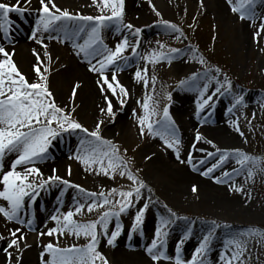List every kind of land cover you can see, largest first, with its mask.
<instances>
[{"label":"rangeland","instance_id":"rangeland-1","mask_svg":"<svg viewBox=\"0 0 264 264\" xmlns=\"http://www.w3.org/2000/svg\"><path fill=\"white\" fill-rule=\"evenodd\" d=\"M127 1L125 0L124 3L123 24H133L132 16L127 13ZM164 1L165 4L159 0H151V4L148 2L146 7L148 20L141 23L142 31L139 36H133L131 33L126 35L130 43L139 41L137 51L140 55L135 58L131 48L126 49L123 56L127 59L118 61V67L122 69L119 70V73L125 74L133 68L143 70L147 67L148 84L146 87L143 80H139L137 88L131 90L127 81H122L121 78L117 79L119 84L128 90V96L120 94L119 88L116 89L114 96L105 85V96L112 103L114 113L112 117L102 114L101 111L95 112L93 116L80 111L77 96L78 93L82 95L84 92L78 87L75 96H73V88L76 85L71 82L69 74L64 70V66L69 62L67 54L71 55L77 52L73 45L83 43V41L81 43L79 41L84 32L76 36L74 35L76 29L83 26L85 30L89 28L90 31L91 26L95 25V21L63 20L64 22L60 21L62 25L59 24V21L56 22L57 29L62 30L51 32L52 41L57 47L54 55L55 60L44 62L42 65V69L44 67L48 69L44 75L47 77L48 89L57 106L66 110L74 109L72 119L78 121L89 131H93L96 124L103 121L100 128L101 137L118 146L119 154L125 161L127 169L145 185L146 183L152 184L147 187V190L150 189L153 196H158V199L153 203L156 204L155 208L148 207L145 210L142 223L136 227L135 231L132 230L135 215L143 207L140 204L141 199L137 202L135 198H133V206L129 207L126 212L121 213L119 217L109 218L108 237L103 235V226L98 225L96 251L106 258L107 264H135L122 262L119 254H123V252H143V255L147 257L146 264H174L176 255H171L173 252L171 254L169 252V245L172 244L176 247L180 246V256L187 262L191 260L197 248L191 239L193 233L205 232L207 235L209 233L212 235L207 253L198 257V260H203L204 264L210 260L213 247L220 245L221 240L229 242L237 235L246 243L247 251L242 257L243 264H264V170H261L264 169V31L260 32L258 37L255 35L261 22L264 21V0H255L254 6L249 9L254 14V20H242L239 13H234L231 10L235 0H233V4H230L228 0L221 2L224 7L222 15L218 13L215 0ZM0 2L11 4L13 0H0ZM57 6L62 10H68L73 16L80 14L96 17L111 14L109 9L103 8V4L98 5L90 13L61 5ZM153 6L156 11H153ZM156 12H159L160 15L157 16ZM11 16L18 17L20 23H29L38 17L32 9H29L24 16L15 13ZM164 21L176 25L180 31L173 32L166 28ZM115 26H117L115 21H106L105 26L101 28V38L103 37L101 33L110 34L114 31ZM30 31L29 25H19L16 34L29 37ZM65 31L72 35L71 39H64ZM123 38L119 37L118 40L122 41ZM171 49L179 51L172 53ZM152 54L158 57L155 62L144 58ZM81 55L83 54L81 53ZM169 56L170 59L159 58ZM200 57L204 60L203 64L199 63ZM184 60L187 63L180 67L179 62ZM16 66L30 83L37 82L38 78L33 70L34 65L30 66L25 61V63L16 64ZM216 69H219V72H216ZM194 74H199L195 81L192 80ZM141 75L144 76L143 71H141ZM200 75H205V79H201ZM152 77H155L154 84ZM225 77L231 82V90L226 91L225 88H221V93H217L216 100L220 101L223 106L220 108V112L224 111V114L232 119L233 122L229 130L239 135L241 140L239 149L261 162L251 179L247 176L248 169L243 171V181L248 182V187L243 188L242 192L249 195L250 205L248 206V215L239 217L226 211L220 212L221 209L212 200L204 198L200 193L195 196H180L166 190L167 186L174 188L173 178L171 174L162 170L160 166L162 161L152 159L154 154H157L159 157L165 158L172 156L175 160L176 153L165 147L164 139L160 135L149 134L146 127L144 134L141 135L138 123L140 116L150 114L154 127L163 131L156 122L163 119V109L168 107L169 123L175 129V136L180 140L179 155L184 161L181 164L186 169H191L197 163L194 160L191 164L188 163L189 153L193 155L194 152L180 138L183 124L181 126L179 120L181 109L178 96L190 93L198 80L203 81L201 83L203 90L204 85L208 86L204 96L212 95L219 84L225 83ZM181 81H188V83L181 85ZM110 82L112 81L110 80ZM113 84L115 86V82ZM240 95L244 97L243 103L229 112V108H232L235 103V98ZM146 98L149 104L147 113L142 106ZM121 99L125 101L123 105L120 103ZM106 106L107 101L103 108ZM209 117L210 113L206 114L205 120L210 121L209 126L216 127ZM237 125L239 131H237ZM82 139L95 143L93 138L86 137V134L80 130L62 132L55 140H52L45 159H38L35 162V167L40 169L45 179L53 175V169H55V175L68 180L71 185L80 186L87 192H103L107 195L112 188H116L118 191H128L137 186L128 181L126 177L122 178L118 172L114 178H112L111 171L108 176H105L103 172L99 171L98 164L89 167L78 160L76 157L78 150H81L80 141ZM106 150V147L101 146L100 151ZM10 154H6L4 160ZM79 154L84 155V152L81 150ZM15 158L16 153H12V160ZM175 164H179L178 160ZM236 164V161L228 163L227 169L232 171L239 168ZM104 165L107 167L106 158ZM248 166L251 167V165ZM24 167L18 166L17 171H23ZM155 179L158 183L153 181ZM142 191L144 188L141 189V193ZM61 193L63 194L61 195ZM109 199L119 200L120 197L118 195L109 196ZM86 200L88 198L78 188L59 183L40 190L35 201L26 197L24 207L20 212L24 215L22 220L25 223L15 222L20 226V232L17 235H23L24 239L20 241L19 250L9 249V252L12 253L11 260L9 261L7 256L0 261V264H42V260L51 259L50 254L45 252V246L48 243L59 248L86 246L90 242L89 237L82 234L77 237L67 230L63 235L58 233L51 236L41 235V233H47L48 230L57 227V223L51 219V216L60 215L61 223H63L62 214L74 210L77 203L82 204ZM88 202L90 203L91 200ZM167 203L173 209L165 205ZM0 206H7V202L0 199ZM167 207L172 212L171 215L167 214ZM104 210L106 209L102 208L89 213L85 208L82 213L74 215L73 219L78 223L86 224L96 221ZM112 210L118 211V206ZM28 220H32L31 226L27 224ZM162 220L168 221L166 226L161 225ZM239 222L246 224V228H239L237 226ZM117 223L120 225V233L113 244L109 245L107 239L111 232L116 230ZM203 225H207V230L200 229ZM158 226L167 233L166 236L161 237L158 245L162 242L160 250L164 251L169 259L154 262L147 254V247L144 245L142 235L149 230L148 227H152L156 231ZM221 231L230 232L219 234ZM125 233L130 235V239L137 240L136 246L128 244L129 238L124 236ZM152 235L153 240L155 232ZM5 238L0 240V250L7 247L8 239L11 238L10 234ZM32 238L33 241L30 242ZM198 243L201 242L198 240ZM189 245H192L193 253L188 258L183 257L182 254ZM234 250V246L228 243L225 255L230 256ZM42 252H44L43 258L41 257ZM36 256H40L38 263ZM96 264H102V262L97 259ZM233 264H237V262H233Z\"/></svg>","mask_w":264,"mask_h":264},{"label":"snow or ice","instance_id":"snow-or-ice-1","mask_svg":"<svg viewBox=\"0 0 264 264\" xmlns=\"http://www.w3.org/2000/svg\"><path fill=\"white\" fill-rule=\"evenodd\" d=\"M39 8L37 11L38 18L35 21V26L31 32V39L35 40L38 44H43L42 34L51 31H60L62 29H57L55 23L61 20H79L84 22L95 21V25L91 26L90 31L87 33V38L84 39L82 44H74L73 47L77 49L76 54H83L85 60L89 63V71L98 73L100 79L97 81L101 84V92L105 91L104 85L107 86L108 90H111L112 94L116 95V89L119 88V93L123 96H128V90L119 84L115 72L111 75V81L109 77L105 75V70L111 66H117L116 70H122L118 67V61L126 60L127 58L123 56L126 49L131 48L132 53L135 54L139 41L130 43L127 36H125L122 41L116 43L114 49H109L106 45H103V40L101 38L100 32L101 28L105 26L106 21H115L117 24V31L119 32L121 26L129 30L133 36H139L142 31L140 28H136L133 24H123L124 16V3L125 0H102L103 8L110 10V15H99L96 17L85 16L76 14L73 16L68 10H62L58 7L54 0H38ZM151 4V0H149ZM230 4H233V0H229ZM255 0H235V4L232 7L234 13L240 14V19H250L254 20V14H252L249 9L254 6ZM31 8V0H13L11 4L0 2V33L3 34L5 39L10 37V34L14 27V20L11 18V14L15 13L19 16H24L26 12ZM153 11H156L153 6ZM159 16V12H156ZM165 27L173 32H179L180 30L176 25L171 24L167 21L163 22ZM85 28L80 26L76 29L74 35L78 36L81 32H84ZM264 31V21L261 22L256 36L260 35V32ZM53 38V37H49ZM72 35L69 32H64V39H71ZM47 48V45H43ZM99 46H103V51L100 50ZM35 51V50H34ZM178 49H171L170 52L176 53ZM0 56L4 57L0 59V170L3 169V161L6 154L16 153V158L11 162L10 168L7 171L2 172V177H0V184L3 185V189L0 190V199L7 202V206H0V214L7 221H14L19 224H24L25 221L20 219L21 209L24 207L25 198L27 197L31 201H35L36 197L39 195V191L45 189L49 185H55L57 183L69 187H76L81 193H84L88 200L85 203H77L74 210H69L67 213L62 214L63 223H61L60 215H53L51 219L57 223V227L48 230L47 233H41V235H53L58 233L60 235L64 234L67 230L70 234L79 237L81 234L85 237L90 238V242L82 247L78 248L72 246L70 248H59L54 246L52 243H48L45 246V252L50 254L51 259L48 261H43L42 264H96L97 259H99L102 264H107L106 258L102 254L96 251L98 242V225L103 226V235L108 236V220L110 217H119L123 212L133 206V198L138 202L141 197V189L145 188L146 185L143 181H140L137 176H135L131 171L127 169V165L123 160L122 156L119 154V148L113 145L110 141L104 140L100 135V128L103 121L96 124L93 131H89L84 128L78 121L72 119V112L74 109H64L55 103L52 97L51 91H49L46 80L47 77L44 72L48 69L44 67L42 69L43 61H41L39 55L37 54V63L33 66V70L38 78L37 82H29L28 79L20 72L16 64L12 60V54L5 49V47L0 46ZM45 56L51 59L49 54L45 52ZM89 57L97 58L96 63L93 64ZM150 62H155L158 57L154 54L149 57H144ZM160 59L171 57H159ZM199 63L203 64L204 60L202 57L199 58ZM99 65L97 67L96 65ZM141 71L144 72V76L141 75ZM147 67L143 70L138 69L135 72V78L143 80L145 86L147 87L148 80ZM219 72V69H216ZM197 75L194 74L192 80L195 81ZM153 84L155 82V77H152ZM115 82V86L113 84ZM188 81H181V85L187 84ZM219 84V81H217ZM79 85L74 86L73 96H75L76 89ZM207 84L204 85V90L201 92L202 103L197 105L198 112L203 110L205 106H211L210 101H212L213 96L217 93H221V88H225L226 91L231 90V82L225 77V83L219 84L216 87L212 95L204 98V94L207 91ZM170 98V97H169ZM107 101L106 108L101 109L102 114H106L109 117L114 115L112 109L111 101H108L107 96H105ZM244 97L240 95L235 98V103L232 108H229V112H232L233 108L237 105L243 103ZM123 105L125 101L120 100ZM143 108L146 113L149 109V104L147 98L143 103ZM135 114V113H134ZM154 114V113H152ZM138 123L140 126V134L143 135L145 127L147 128L149 134L160 135L164 139L165 147L173 150L176 153L177 160H180L179 146L180 140L175 136V129L172 128L169 123V111L168 107L163 109V119L157 121V125L163 131H159L154 127L150 119V114L140 116L138 118ZM80 130L86 134V137H91L94 139L95 143L90 140L82 139L80 141L81 150L84 155H80L78 150L77 159L80 160L86 166H91L93 164H98L100 166L99 171L103 172L105 176H108L110 171L112 173V178L115 174H118L130 181L133 185H137L135 188L128 191H118L116 188H112L107 195L105 193H94L87 192L85 189L80 188L78 185H71L68 180L62 179L60 176L55 175V169H53V175L49 176L47 179L43 177V173L39 168L35 167V162L43 160L51 146L52 140H55L62 132H69ZM237 131L239 127L237 125ZM243 135V133H240ZM196 141L199 142L203 137L199 134L195 137ZM208 143H212L208 141ZM87 145V147H85ZM101 146L106 147V151H100ZM213 147L216 146L213 144ZM201 151H203L201 149ZM219 154L218 160L208 167L202 175H209L215 169L220 167L224 161L233 155L237 157L236 163L244 167L246 165H251L248 168L247 176L252 178L255 174V169L261 163L257 158L251 157L239 149H235L232 152L227 150L221 152L220 149H216V152H208L207 156L212 157ZM107 159V167L104 165V160ZM181 163L184 161L180 160ZM188 163H192V155L189 153ZM200 164H205L206 160H201ZM18 166H25L23 171H17ZM195 167V165H193ZM264 170V169H261ZM233 171H239V169H234ZM69 170V175H70ZM224 176H229L230 173L225 172ZM31 177V179H30ZM216 182H222L220 178H216ZM235 191L242 192L243 188L236 187ZM149 191H151L149 189ZM192 191H197L196 187L193 186ZM63 193H61L62 195ZM120 197L119 200L109 199V196ZM99 197V199H97ZM110 206V207H108ZM118 206V211H114ZM148 203H145L142 208H140L135 215V223L132 230L135 231L136 227L142 223L145 210L148 208ZM91 213L98 209H106L101 212L99 218L96 221H91L86 224L78 223L73 219L74 215L82 213L84 210ZM173 215H175L173 213ZM167 220H162L161 225L166 226ZM27 224L31 226L32 220H28ZM20 229H15L10 231V239H8L7 247L4 252L11 260L12 253L9 249L20 248V241L24 239L23 235H17ZM120 233V225L117 223L116 230L112 231L110 237L107 239V243L112 245ZM252 234V233H250ZM167 233L162 231V227L158 226L155 231V238L152 240L151 245L147 247V254L150 256L151 260L156 262L161 259H169L165 255V252L160 250L161 244L158 245L162 236H166ZM212 233L206 235L199 247L195 249L190 261H184L179 255L180 246H177V255L175 256L174 264H204L203 260H198L202 254H206L209 249L210 238ZM6 239L0 236V240ZM182 243V241H181ZM234 246V251L230 256H226L224 253L221 254V260L224 264H243L242 257L247 251L245 241L241 239L234 238L228 242ZM44 252L41 253L43 258Z\"/></svg>","mask_w":264,"mask_h":264},{"label":"bare ground","instance_id":"bare-ground-1","mask_svg":"<svg viewBox=\"0 0 264 264\" xmlns=\"http://www.w3.org/2000/svg\"><path fill=\"white\" fill-rule=\"evenodd\" d=\"M154 1V0H152ZM162 4H165L164 0H159ZM226 0H215V3L218 7V13L220 15L223 14L224 7L222 6L221 2H224ZM229 1V0H228ZM56 5H61L67 8H74L78 9L80 11H86L90 13L95 8L98 7V5H102V0H54ZM149 0H128L127 1V13L132 16L133 18V25L136 28L141 29V23L147 22L148 17H146V7ZM39 8V2L38 0H31V8L33 12L37 13V9ZM11 18L14 20L13 30L10 34V37L8 39H5L3 34L0 33V46L5 47L7 51H9L12 54V60L17 65H21L23 62L29 63L30 66H33L37 63V54L39 55L41 61L47 63L48 61H54L55 60V54H56V45L52 41L53 38L51 37V32L43 33L42 34V40L43 44L36 43L35 40L31 39V33L28 35H17L16 32L18 31L19 25H29L32 29L35 26V21H31L29 23H20V20L18 17L11 16ZM38 18V17H37ZM61 22H64L61 20ZM59 21V24L62 25ZM56 28L58 25L55 26ZM117 27L115 26L114 31L110 34L103 35V45H106L109 49H114L116 43L120 42L118 40L119 37H125L126 35H129V30L126 28H123L121 26L120 31H117ZM89 28H86L84 31L82 38L80 39V43L86 39V34L89 32ZM86 37H85V36ZM53 37V36H52ZM43 45H47V48H45ZM100 50L103 51V46H99ZM35 50V51H34ZM45 52L49 54L51 59L49 60L48 57L45 56ZM139 52L137 51L134 56L135 58H138ZM4 57L0 56V59H3ZM67 58L69 60L68 65L64 66V70L69 74V78L71 79V82L75 85H79V88L82 93V95L77 96L78 105L80 108V111H83V113H87L90 116H93L95 112L101 111V109L104 107V104L106 102L105 100V91L101 92V84H98L97 81L100 79V76L98 73L89 71V63L85 60L83 55H77L67 54ZM100 57L93 58L89 57L88 59L92 60V63H96V59H99ZM187 63L186 60L179 62L180 67H183ZM99 67V65H96ZM117 66H111L110 68L105 70V75L109 77L111 80V75L113 72H115V75L117 79H120L123 81H127L128 85L130 86L131 90H135L138 86V80L135 78V72L138 69L133 68L131 71L121 74L119 73V70H116ZM201 79H205V75H200ZM197 84L192 89V91L188 94H180L178 96V102L180 104V116L179 120L182 127L181 132V141L194 153L192 155V160H194L197 165L195 167H192L191 169H186L183 164H181L180 160H183L180 158L178 160L179 164H175L177 162L176 158L173 159L172 156L168 157H159V155L154 154V158L152 160L162 161V164L160 163V166L162 170L165 172H168L171 174V177L173 178L174 182V188H171L169 186L166 187V190L170 191L174 194H179L180 196L189 195V196H195L200 195L204 198H209L212 200L218 208L220 212H228L236 214L237 217L241 215H248L249 212L248 206L250 205V197L248 194L244 192H238L235 191L234 188L240 187V188H247L248 182L243 181V171L245 169H248V165L241 167V165H238L239 169L238 173L237 171H230L227 169V164L231 163L233 161H236L237 157L230 155L224 163L215 169L211 174L205 176L202 175L208 167H210L213 163H215L218 158L219 154L208 157V152H216V149H220L221 152L227 150L229 152H232L235 149L240 148V137L235 132L229 130L232 125V119L229 118L226 114L223 112H220V108H223L222 103L217 99L218 94L213 96L212 101H210L211 106H205L203 110L199 111V114H197L198 109L197 105L199 103H202V97L201 92L202 89V82L201 80L196 81ZM105 88V85L103 86ZM209 96V95H208ZM207 96L205 95L204 98ZM193 111V112H192ZM195 112V113H194ZM210 113L209 120L214 122L216 127H210L209 122L206 119V114ZM199 134L203 137L202 140L199 142L196 141L195 137ZM208 141H211L212 143H208ZM156 143V142H155ZM213 144L216 146L213 147ZM201 149L203 151H201ZM240 150V149H239ZM241 151V150H240ZM194 157V159H193ZM168 159H170L168 161ZM151 160V161H152ZM201 160H206L205 164H200L199 162ZM12 153L9 157H6V159L3 161V169L0 170V177H2V172L7 171L10 168V164L12 162ZM175 161V162H174ZM173 163V164H172ZM24 167V166H19ZM225 172L230 173L229 176H224L223 174ZM216 178H220L222 182L217 183ZM158 183V181L155 179L153 180ZM152 184L146 183V187L144 188V191H142V198L140 201L141 205H144L145 203H148V207L155 208L156 204H153L155 200H157L158 196L153 194L147 190V187ZM162 185V184H161ZM172 185V184H171ZM163 186V185H162ZM193 186L196 187L197 191L193 192L192 188ZM3 189V185L0 184V190ZM155 189V188H154ZM156 190V189H155ZM157 191V190H156ZM200 193V194H199ZM219 204V205H218ZM170 209L172 208L168 203L165 204ZM167 207V208H168ZM167 214L171 215L172 212L169 211ZM173 209V208H172ZM20 219L24 218L23 214H20ZM239 228H246V224L243 222H239L237 224ZM207 225H203L200 227V229L207 230ZM20 229L19 224L16 225L14 221H12V224L10 221H7L2 214H0V235L8 237L11 230ZM147 231H145L144 235L142 237L144 238V245L146 247H149L152 242V233L155 232V230L152 227H148ZM149 231V232H148ZM230 231H221L219 234L222 233H229ZM207 234L205 232L202 233H193L191 239L193 241V244L195 246H199L198 240L202 242V239ZM126 238H129L128 244L131 243V246L137 245V240L135 241L134 238L130 239V235L125 233L124 235ZM108 237V236H105ZM125 238V239H126ZM151 238V239H150ZM237 239H241L239 235L235 236ZM198 239V240H197ZM26 241V240H25ZM33 241V238L30 240V242ZM191 241V243H192ZM220 242V241H219ZM228 244L227 240H221L220 245L218 244L217 247H213L212 252L210 253V260L207 261L206 264H224V262L221 260V254L226 252V245ZM192 245H189L185 248V251L183 252V257H189L193 251ZM177 247L170 244L169 245V252L171 255H177ZM137 251V250H136ZM121 255L119 258L122 262L127 263H135V264H146L147 263V257L146 255H143V252L138 253H125L119 254ZM180 255V252H179ZM7 257L6 253L4 252V248L0 250V261ZM36 262L38 263V260H40V256H36Z\"/></svg>","mask_w":264,"mask_h":264}]
</instances>
